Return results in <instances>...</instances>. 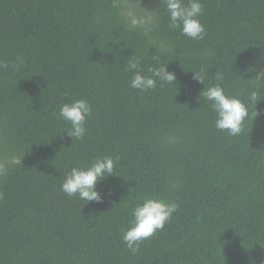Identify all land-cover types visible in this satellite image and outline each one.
I'll return each mask as SVG.
<instances>
[{"label": "trees", "instance_id": "1", "mask_svg": "<svg viewBox=\"0 0 264 264\" xmlns=\"http://www.w3.org/2000/svg\"><path fill=\"white\" fill-rule=\"evenodd\" d=\"M202 3L197 41L160 0H0V264H264V0ZM129 60L175 80L132 89ZM216 84L248 107L238 136L200 97ZM77 99L92 108L81 140L56 116ZM104 156L118 159L100 202L61 191ZM146 197L178 208L133 254L122 231Z\"/></svg>", "mask_w": 264, "mask_h": 264}, {"label": "clouds", "instance_id": "2", "mask_svg": "<svg viewBox=\"0 0 264 264\" xmlns=\"http://www.w3.org/2000/svg\"><path fill=\"white\" fill-rule=\"evenodd\" d=\"M168 13L169 28L179 29L181 34L192 40H203L206 35L204 25L199 17L203 12L202 0H160ZM144 18L132 16L129 26L133 29L145 24ZM155 17L151 23H155ZM0 67L7 68L8 64L0 61ZM14 70H19L20 65L13 64ZM125 71L132 73L130 87L146 92L165 83H173L175 76L166 70V67H148L150 75L142 74L139 60H129ZM195 78L203 83V77L195 75ZM219 79V77H217ZM257 81L264 80V72H260L255 78ZM257 91L249 94V100L256 101ZM209 102L211 110L215 113L214 126L217 130L227 132L230 136H238L243 131V123L249 116L247 105L237 96L226 95L225 90L219 85H212L203 89L200 97ZM92 108L85 99H77L60 106L56 116L69 125L65 132L69 137L81 140L86 134V120L91 115ZM256 115V113H255ZM117 158L104 156L92 160L87 166L72 167L61 183V191L69 197H76L88 202H100L102 197L96 190L99 182L108 176H114L113 171ZM20 162V161H19ZM10 163H17L13 158ZM178 204L166 202L162 198L146 197L142 203L136 204L131 209L129 227L122 231L121 239L126 248L135 254L140 244L148 240L157 231L163 230L165 224L177 211Z\"/></svg>", "mask_w": 264, "mask_h": 264}]
</instances>
